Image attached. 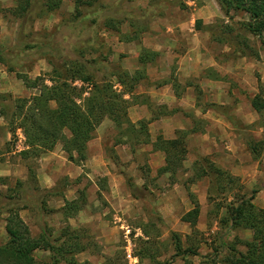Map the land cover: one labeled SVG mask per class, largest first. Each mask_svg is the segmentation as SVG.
<instances>
[{
    "label": "rangeland",
    "instance_id": "1",
    "mask_svg": "<svg viewBox=\"0 0 264 264\" xmlns=\"http://www.w3.org/2000/svg\"><path fill=\"white\" fill-rule=\"evenodd\" d=\"M12 1L0 0V48L5 50L4 60H7L6 63L0 59V176L6 177V183L4 185L0 183V207L9 200L18 206H23L19 213L28 224L32 235H38L48 227L55 236L61 228L70 225L71 228L83 234L84 242L88 245L85 251L75 253L70 262L61 259L54 263L48 253L41 250L36 251V258L45 264H128L124 248L127 245L125 227L130 230L128 239L132 240L134 255V243L138 247L137 238H145L141 232V227L145 226L153 240L156 235L158 236L155 244L158 255L157 263L144 259L143 264H163V262L222 264L212 261L214 258L217 260L221 251L223 253L226 250L225 245H220L219 236H222L226 242L232 240L234 236L244 239L251 236L249 230L241 228L219 229L217 220L223 214V209L221 207L217 209L216 205L222 203L224 205L231 199L230 195H226V199H223L215 188L210 187V200H207L210 206L206 219L202 220V228L196 227L200 233L193 236L188 224L179 220L176 223H170V219L166 221V216L173 215L175 212L173 209L158 207L157 200L168 194L167 191L171 187H166L165 183L150 170H145L148 167L144 154L137 153L135 156V160L141 167L143 179L139 180L135 177V181L126 173L130 161L123 163L115 153L113 145L119 144L115 142L119 135L109 119L105 118L102 121L111 122L113 126L112 139L102 143L105 158H108L109 162L102 166V170H105L104 167L108 169L111 167V171L121 175L124 180V184L120 187L114 180L112 188L108 180L103 179L107 177L102 175L99 166L91 160V153L98 148L96 131L87 144L88 157L83 165L78 166L68 161L60 144L52 150L56 155L47 152L38 158L22 159L19 155L22 149L16 147V129L13 133L9 131L10 126L6 117L13 110L15 98L28 97L34 93V90L24 85L18 75L27 76L30 79L37 76L47 78L46 75L53 66L60 67L69 60H79L88 65V71L93 73L95 78L105 76L117 84L116 77L111 73L116 69L128 71L135 65L134 60H138L134 57L135 51L132 52L130 49L125 51V45L122 42L126 44L131 41L123 40V34L128 36L136 34V38L132 41L142 38L147 32H152L157 37L161 31H165L167 25L171 23L174 25L179 20H183L185 30L194 38L192 44L195 43L199 58L216 60L221 66L222 82L229 84L227 91L231 95L229 102L219 105L204 101L201 93L195 91L197 102L217 106L232 118L242 135L245 150L250 153L251 160L256 164V170L261 174L253 188L257 186L262 189L264 185V107L260 114L255 112V120L248 124L239 123L237 119H234L235 116L231 110L237 105L244 106L245 103H250V99L254 96L253 89L256 88L258 91L259 85V92L264 98V46L257 37L247 33L242 27V23L248 21V15L241 11H231L228 16H225L216 0H100L105 7L98 12L96 23L82 18L72 22L74 4L71 0H64L60 9L54 12L45 14L34 10L29 22L22 24L1 11L2 8L11 7ZM108 16L122 18L123 21L119 25L120 34L104 26V19ZM197 21L200 22L199 29H197ZM170 38L173 42H177L174 53L183 55L186 52V44L180 43L175 37L170 36ZM158 40L161 41V37H158ZM20 42H39L44 45V50L48 51V54H33L34 49L29 53L27 51V55L21 53L25 51L19 50L23 55L18 56L19 52L16 49ZM244 42L250 46L249 49L244 47ZM158 56L154 60H157ZM9 65L12 66V70H9ZM212 71V75L217 73L215 69ZM139 81L137 83L141 82ZM75 82L77 87L85 88L83 95L86 96L88 84L81 82L79 86V83ZM46 83L50 84L48 81ZM1 111L4 112L2 113L4 116ZM110 130L107 127L105 134ZM253 144L257 147L256 158L249 149V145ZM49 156H54L55 159H48ZM28 168L32 169L33 177L29 174ZM49 169L54 171L52 172L53 184L47 188L42 184L47 182L46 175ZM75 172L79 173L76 175ZM175 178L177 180V177ZM92 179L96 181L99 190L94 188ZM167 183L174 184L170 179H167ZM80 190H84L86 195V208L84 207L81 212L66 220L62 216L60 207L64 204V199H74ZM59 191L62 195L55 193ZM242 192H250L245 183H242ZM6 196H13V198L8 199ZM43 201L46 205L45 210L42 209ZM49 209L52 211L49 212ZM85 212H90L92 217H84ZM5 216L4 213L0 215V243L6 240ZM172 232L179 234L183 246L189 245L185 236H192V242L197 245L198 255L172 256L174 254ZM215 248L220 251L217 257H215Z\"/></svg>",
    "mask_w": 264,
    "mask_h": 264
},
{
    "label": "trees",
    "instance_id": "2",
    "mask_svg": "<svg viewBox=\"0 0 264 264\" xmlns=\"http://www.w3.org/2000/svg\"><path fill=\"white\" fill-rule=\"evenodd\" d=\"M71 1L74 4L72 22L82 18L96 23L98 12L105 7L100 0ZM216 1L225 16H228L231 11H241L248 15V21L243 22L242 27L247 33L257 37L264 46V0ZM63 2L64 0H14L11 7L2 8L1 11L4 15L25 24L29 22L34 10H38V13L48 14L60 9ZM122 21L119 16H108L103 23L106 28L120 34L119 25ZM199 23L198 21L196 23L197 29H199ZM135 38L136 34L134 33L129 36L123 34L122 37L126 41H132ZM244 47L250 48L247 42H244ZM34 49L33 54H48V51L44 50V45L39 42H20L16 50L19 52V56L21 53L27 55L30 50ZM19 50L25 52L20 53ZM4 52L5 50L0 48V59L7 63V60H4ZM241 53L245 55L244 52ZM11 55L13 56V54ZM157 55V52L143 49L138 56V61L145 64L148 60H154ZM87 68L88 65L84 61L69 60L60 67L53 66L46 75L47 78L37 76L30 79L27 76L18 75L27 88L34 90V93L28 97L15 98L13 110L6 117L10 126L9 131L13 133L15 129L19 128L25 138L26 147L19 152L22 159L38 158L60 144L68 161L78 166L83 165L88 157L87 144L94 137L97 127L105 118L112 122L119 135L115 142L128 145L133 153L137 145L151 143L147 127L155 115L149 120L142 119L136 123L131 122L128 117V108L134 97L131 100L125 98V94H130L134 90L140 72L130 75L126 70H114L111 75L116 77V81L121 87L118 89L112 80L105 76L97 79ZM12 69V66L9 65V70ZM46 81L50 84H47ZM75 81L88 84L86 96L83 95L86 91L85 88L77 87L74 84ZM250 103L255 112L260 114L264 107L263 95L258 92L250 99ZM2 113L4 114L1 111ZM5 115H7L6 112ZM186 135L187 131H177L173 139H164L158 135L152 142L153 150H160L164 153L165 163L157 173H169L171 183L175 182V175L181 170L187 153ZM249 149L256 158V145H249ZM28 170L32 175V169L28 168ZM145 170L149 171L148 168ZM191 171L192 174L186 180L185 185L193 207L181 216V221L189 224L191 234L200 233L196 228L199 203L187 185L203 177L208 179V201L210 200V187L215 188L223 199H226V195L231 197L224 205L223 203L216 205L217 209L220 207L223 209V214L217 220L219 229L224 227L229 230L241 228L251 232L250 238L234 236L229 242L219 236L220 245H225L226 250L223 253L221 251L220 254L219 249L215 248V257L218 254L220 256L217 257V260L214 258L212 261L223 264H264V209L253 203L255 194L261 188L256 186L248 193L242 192V183L239 177L214 163L208 156H201L194 160ZM0 183L4 185L6 177L0 176ZM262 187L264 188V185ZM55 193L62 195L61 191ZM6 198L12 199L13 196H6ZM9 201L0 207V215L1 213L6 215L4 218L6 240L0 243V264H45L36 258V250L47 252L54 263L61 259L70 262L75 253L88 248L87 243L84 242L83 234L79 230L71 228L70 225L61 228L55 236L48 227L38 235H32L28 224L19 213L23 206ZM41 204H43L42 209L45 210V201ZM85 206L86 195L84 190H80L74 199H64L60 211L63 218L67 220L79 213ZM141 232L145 238H137L138 247L134 243L133 248L134 256L139 261L138 264H143L144 259L157 263L158 253L155 244L158 236L156 235L153 240L145 226L141 227ZM171 236L174 250L172 256L198 255L197 245L192 242V236H185V240L189 242V245L186 246H183L178 233L172 232ZM163 264H168V262H163Z\"/></svg>",
    "mask_w": 264,
    "mask_h": 264
},
{
    "label": "crops",
    "instance_id": "3",
    "mask_svg": "<svg viewBox=\"0 0 264 264\" xmlns=\"http://www.w3.org/2000/svg\"><path fill=\"white\" fill-rule=\"evenodd\" d=\"M12 2L13 5L14 0ZM185 29L183 20H179L174 25L172 23L167 25L165 31H161L157 37L156 34L153 35L152 32H147L143 34L142 38L127 42L126 44L128 45L122 42L125 45V51L128 49L132 50V52L135 51L134 57L136 58H138L143 49L160 53L159 56L157 55L159 59L148 60L145 64L134 60L135 65L128 69V73L133 75L136 72H140L138 80L141 82L144 81V83L139 81L140 83L136 84L130 94H125V98L127 99L131 100L134 97L128 108V117L131 122L136 123L142 119L149 120L153 118V115L155 116L148 123L147 127L151 143L137 145L134 153L126 144L119 143L113 145L115 153L123 163L130 161L126 173L132 176L135 181V177L139 178V180L143 179L141 176V167L138 161L135 160L137 153H142L147 158V167L153 175L164 182L166 187H171L167 191L168 194L157 200L158 207L162 209H173L175 212V215L166 216V221L168 222V219H170V223H176L178 220L182 222L181 216L193 207L184 182L192 174L191 165L198 157H210L214 163L228 170L232 175L239 177L240 181L246 184L249 191L252 190L256 179L261 175L256 170V164L251 160L250 153L245 150L242 135L234 125L232 118L222 112L217 106L197 102V94L195 91L201 93L204 101L214 102L219 105H224L226 102H229L231 95L227 91L229 84L222 82L221 75L223 74L219 63L216 60H203L199 58V54L195 50V43L192 44L194 38ZM170 36L175 37L176 40L179 39L180 43L184 42L186 44V52L183 55L174 53V47L177 45V42H173ZM158 37H161V41L158 40ZM213 69L218 74L212 75ZM116 87L118 89L121 88L119 83L116 84ZM256 92H259V86L258 91L256 88L255 90L253 89L252 95H255ZM231 110L235 116L234 119H237L239 123H252L256 118L255 110L250 103H245L244 106L237 105ZM107 127L109 130L111 129V133L108 131L105 134L104 131ZM112 129L111 122H101L96 129L98 148H95L91 153L92 162L99 166L102 175L107 177L106 179L111 188L113 187L112 183L114 180L119 187L124 184L123 177L111 171V167L110 169L104 167L105 170H102V166L109 163L108 158H105L102 143L112 139ZM177 131H187L185 137L187 153L183 160L181 170L175 175L177 180L175 178V182L172 185L167 183L169 173H157L165 163L164 153L160 150H153L152 142L158 135H161L164 139H173ZM16 133L17 129L15 131V137ZM25 147L24 144L19 149L23 150ZM49 153L56 155L52 151ZM48 159H55V157L49 156ZM52 170L49 169V173L46 175L47 182H43L42 184L44 187L49 188L53 184L52 172L54 173V171ZM75 173L77 175L79 172ZM68 175L72 177L71 174ZM91 181L93 182L94 188L99 190L96 181L93 179ZM207 184L208 179L203 177L187 185L199 203V215L196 224V227L199 228H202V220L206 219L207 210L210 206V203L207 201ZM253 203L257 207L264 209L263 187L254 197ZM83 216L92 217V214L85 212ZM130 243L132 244L131 239ZM126 260L128 264L139 263L138 259L135 261L131 259L129 261L126 258Z\"/></svg>",
    "mask_w": 264,
    "mask_h": 264
},
{
    "label": "built area",
    "instance_id": "4",
    "mask_svg": "<svg viewBox=\"0 0 264 264\" xmlns=\"http://www.w3.org/2000/svg\"><path fill=\"white\" fill-rule=\"evenodd\" d=\"M75 83H79L78 85L80 86L81 85V82L80 81H76ZM16 147L17 148H22L23 147V145H24V141H25V138H24V136H23V134H22V131H21V129H17V133H16ZM129 234H130V230H129V228L128 227H125V238H127V245H126V247H125V251H126V258L129 260V261H131V259H134V261L135 260H137V257H135L133 254H132V248H131V246H132V244L130 243V239H128V237H129Z\"/></svg>",
    "mask_w": 264,
    "mask_h": 264
}]
</instances>
